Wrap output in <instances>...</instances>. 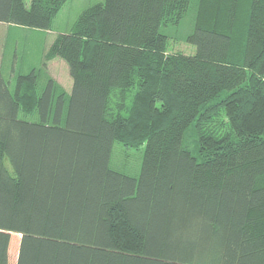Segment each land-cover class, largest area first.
<instances>
[{
	"label": "trees",
	"instance_id": "obj_1",
	"mask_svg": "<svg viewBox=\"0 0 264 264\" xmlns=\"http://www.w3.org/2000/svg\"><path fill=\"white\" fill-rule=\"evenodd\" d=\"M68 1L0 0V23L50 30ZM191 7L196 53H170ZM45 61L0 75V264L12 234L17 264H264V0H105ZM116 142L145 144L138 177Z\"/></svg>",
	"mask_w": 264,
	"mask_h": 264
},
{
	"label": "rangeland",
	"instance_id": "obj_2",
	"mask_svg": "<svg viewBox=\"0 0 264 264\" xmlns=\"http://www.w3.org/2000/svg\"><path fill=\"white\" fill-rule=\"evenodd\" d=\"M28 5L31 0H26ZM105 0H69L54 19L50 30H39L13 24L0 23V75L14 88L18 75L29 74L33 69L44 67L45 54L54 40L69 33L80 14L88 7ZM195 29V10L191 7L180 25L163 27L162 33L170 36L168 51L194 55L196 47L187 42ZM46 76L53 78L68 94L73 80L68 65L60 59L48 61L44 67ZM226 93H223V97ZM29 120H33L29 118ZM193 137L186 143L193 147ZM145 144L140 148H127L116 142L111 156V168L115 171L138 177L141 172ZM21 236L12 234L9 248V264H17Z\"/></svg>",
	"mask_w": 264,
	"mask_h": 264
}]
</instances>
